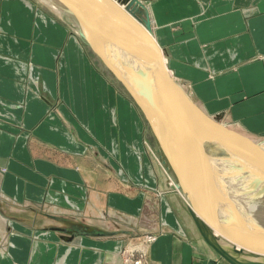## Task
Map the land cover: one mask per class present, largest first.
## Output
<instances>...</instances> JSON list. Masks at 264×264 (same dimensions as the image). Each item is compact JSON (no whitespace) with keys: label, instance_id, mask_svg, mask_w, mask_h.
I'll list each match as a JSON object with an SVG mask.
<instances>
[{"label":"crops","instance_id":"crops-1","mask_svg":"<svg viewBox=\"0 0 264 264\" xmlns=\"http://www.w3.org/2000/svg\"><path fill=\"white\" fill-rule=\"evenodd\" d=\"M138 1L194 100L264 136V0ZM42 7L0 0V264H122L146 233L151 264H228L166 206L171 182L144 207L154 177L136 110Z\"/></svg>","mask_w":264,"mask_h":264},{"label":"rangeland","instance_id":"rangeland-1","mask_svg":"<svg viewBox=\"0 0 264 264\" xmlns=\"http://www.w3.org/2000/svg\"><path fill=\"white\" fill-rule=\"evenodd\" d=\"M83 1H84V3L87 2V0H83ZM109 1H110L109 4L106 2L103 4V11H104V18L103 19L105 22V31H104L103 37L99 38L98 44L103 48V50L105 51L104 53L107 56H108V54L111 55V57H109L110 55L108 56V58L110 59V58H112V52H111L112 50H110V52H109L108 50H106V48L103 47V46H105L104 40L106 39L108 41V43L107 42L106 43H107V45L111 46V48L115 46V42H117V40H118L117 43H118V46L123 51L125 61L127 62V64L129 65L130 68L131 67L133 68V71L139 70V74H140V72H141L140 65L138 64L139 68L135 69V67H137V65H133L134 61L130 62V57L131 56L133 57V54H132L133 48H132L131 42L129 40V35H132V32H135L136 27H134V31L128 29L126 24H125V22H127L125 18H128L129 20L131 19L130 21H132V24L137 25L138 23H136V22L137 21L139 22L138 19H144L145 14H144V12H142L140 14V13H137L136 11H134L135 14H132L131 12L127 11L126 10V3H124L122 0H109ZM67 3L74 4L73 1L67 2ZM124 6H125V8H124ZM42 9L44 10V12H46L50 16H53L55 20L60 21L63 25L66 26L70 35H74L76 37V40L78 39L80 45L84 48L85 52L88 53L89 58L91 60V63L95 65V67L97 68L99 73H101V75L104 77V79H106L107 84L112 86L118 92V94L120 93L126 100H128L133 105L134 109L136 110V112L138 114V119H139V121H138L139 138H138L137 142L139 144H141L144 148V151L140 152L139 158L142 157L144 165H146V163L149 164L150 171L154 177V179H153L154 182L152 181V186L150 187V188H152V190H145V191L142 190L145 193L144 207L154 208L157 210V209H160V207L162 206V204L160 202V198L157 197L155 191H156L159 183L161 184L162 177H163L162 175H164V174L162 173V170L159 167V165L157 164V162L155 160H153V158L151 157L150 150H152L158 156V159L160 160L162 165L164 164L163 167L165 168V170L167 172L166 176L171 178L173 183L176 184L180 188L181 192L183 193V196H185V201L180 196L177 197L178 198V200H177L178 204L176 203V200L175 201L170 200L169 197H166V206L168 208L170 207L172 214L178 218L181 215V214L180 215L178 214L180 211L181 213L186 214V216H185V218H186V217L190 216L189 208L191 207L193 209V205H194L198 208V211L200 213H202L203 215H208L209 218H213L216 221L220 220L219 217L217 216V214H218L217 210L219 209V205L216 202V199L212 195L211 183H210V180L207 178V175L204 173V171L200 167L193 165L192 159L187 154L183 153L181 150H179L175 146L170 147L168 143L166 145V143H165L166 141H165L164 137L161 138V141H158L156 135L152 131L151 126L149 125L146 117L142 113V111H141L140 107L138 106V104L136 103V101H134V99L131 97V95L128 93V91L115 78V76L107 69V67L105 66L102 59L99 57V55H97L95 48L93 47V39L90 40L91 37L89 36V35H96V34H95L94 30L92 29V27L89 25V20L87 19L88 17L83 12V9L79 8L77 6H73L72 8L70 7L67 9H60V10H58L57 8H54V7H42ZM90 9H91L90 11L92 12V8H90ZM138 9H140V8H138ZM144 10H146V8H144ZM125 11H126V13H125ZM145 12L147 13V10ZM147 15H148V13H147ZM123 16H124V18H123ZM135 19H137V20H135ZM129 26L131 27L130 24H129ZM154 47H156L155 49L157 50V53H158V57L156 58V60H157L156 65L158 64L159 66H161V69L163 71H165L164 73H165L166 77L163 76L162 78L168 79V81H170V83H171V85L169 87H165V90H166L165 93L167 94L166 95L167 98H169L171 100L174 98L175 100L178 101V98H180L181 95L183 94L181 98L182 99L187 98L185 105H186L187 109H189L188 111L189 112L191 111L190 113H192V111H193V112H196V114H198L197 119H191L189 116H187L188 120L185 121V120H183L185 117L179 115L178 112L175 110L176 112H174L172 115L174 117L170 118L171 120H172V118H174L175 121L182 123L181 125H183L184 127H186L187 130H189L187 132H184L186 134V136H188L190 138V135H191L190 132L192 130H195L198 132L201 131L205 135L207 134V137L211 138V140L206 145L207 146L206 151L211 156H217V157H214L215 159H217V158L221 159L220 157L225 158L229 155L226 152L227 150L225 148H223L224 144L221 145V143H219V141L216 140L217 136L220 133L228 134V135L233 136L237 139H243V140H245L251 144L264 145V136H257V135H253L251 133H248L242 127H240L239 125L232 122L231 119H229L226 114H218V115L209 114L200 103H198L196 100H194L190 86H188V84L185 81H183V80L179 79L177 76H175L172 73V71L169 69V67L166 63L165 55H164L162 49L159 48L157 43H154ZM115 52H116V50H115ZM112 60H113V58H112ZM132 78L134 80V83L138 85V83H137L138 75H136V73L132 72ZM160 81H162V80H160V77L156 76L155 79L150 80V82H149V84L152 86V88H150L148 86H146V88H142L140 86L139 88H141L146 93H149L148 89L151 90L152 91V94H151L152 98H154L157 101V99H156L157 96H154V90L153 89L158 88L155 86L158 83H161ZM141 82H140V84H141ZM177 87L179 89H177ZM173 89H175L174 90L175 93H173V91H172ZM176 90H178L179 92ZM179 93H180V95H179ZM176 94H177V96L175 97ZM212 128H214V131H216L215 133L214 132L212 133L214 135V138L212 137L211 134L208 133V129L212 130ZM204 131H207V132L205 133ZM218 146H220V148ZM174 155H176V156H174ZM176 160H177V162H176ZM218 161H220V160H217L215 162H218ZM240 162H242V163H240ZM236 163L241 164L239 166H242L243 170L249 169L248 163H244L242 160H240V161L237 160ZM245 168H248V169H245ZM240 169H241V167H239L237 169L234 168L233 173H237V174L240 173V172H238V170H240ZM260 169L262 170L263 167H261ZM227 171H228L227 172L228 177H231L228 169H227ZM262 171H260L258 173V171H254L253 169H250L249 173L247 172L249 175L247 178L248 179H250L252 177L255 178L256 176H259L260 174H262L261 173ZM141 178H139V179L146 183V179L142 180ZM220 178H221V176H220ZM129 182H131V181L129 180ZM131 187H132V191H135V189L138 190L141 188V187L135 185L134 183L131 185ZM183 188H185L187 191H189V194L184 193ZM232 189H233V187H232ZM229 190L230 189H228V191ZM189 205H190V207H189ZM177 209H178V211H177ZM220 222H222V221L220 220ZM246 226H247L246 228L249 230V232L251 234L257 236L258 238H261L262 240H264V234L263 233L256 231L254 228H252L251 226H249L247 224H246ZM156 235H157V233L156 234L155 233H146L140 237L141 239L131 241L130 244L125 245L123 248H121L120 252H121L122 264H142L143 262H146V261H147L146 263L151 264L147 260V249H148L149 245L152 243V241H150V243H148V242L146 243L145 240L149 237H151V238L153 237V240H154L156 238ZM197 236L199 237L200 234ZM141 252L145 253V255H144L145 257L144 256L143 257L145 258L146 261L141 258V255H142ZM244 253H246V252H244ZM247 254H249V253L247 252Z\"/></svg>","mask_w":264,"mask_h":264},{"label":"bare ground","instance_id":"bare-ground-1","mask_svg":"<svg viewBox=\"0 0 264 264\" xmlns=\"http://www.w3.org/2000/svg\"><path fill=\"white\" fill-rule=\"evenodd\" d=\"M40 1L44 4H46L48 7H54V8H57L58 10L73 7L72 5L71 6L68 5L69 3H67V1H65V0H63V1H64V4L66 6H64L63 3L58 2L59 0H40ZM124 8H125V6H124ZM125 13H126V11H125ZM123 18H124V16H123ZM125 19L127 21V22H125V24H126L128 29L134 31V27H136L135 32H132V35H129V40H130L132 48H133V50H132L133 57L132 56L131 57L134 59L133 60L130 57V62L134 61L136 63L137 67H135V69L139 68L138 64L141 67L140 74H139V72H137V70H134L135 72L133 71V73H136V75H138L137 83L140 84V82L142 81L139 86H141L142 88H146V86L152 88V86L149 84L150 80L155 79L156 76L160 77V80H162V81H160L161 83H158L155 86L158 88L157 89L154 88L153 90H154V96H157L156 99H157L158 105L160 106L161 110L164 112L165 116L168 119H170L171 117H174L172 115L174 112L177 111L179 115L185 117L183 120H185V121L188 120L187 116H189L191 119H193L195 117V115L190 113L191 111L190 112L188 111L189 109H187V107L185 105L187 98H185V99L181 98L183 94L180 97L181 99L178 98L179 96L177 97L178 101L175 100L174 98L171 100V99L167 98V96H166L167 94L165 93V91H166L165 87H169L171 85V83H170V81H168V79L162 78L163 76L166 77V75L164 73L165 71H163L161 69V66H159L158 64L156 65V61H157L156 58L158 57V53H157V50L155 49L156 47H154V43H157V42H156L154 36L152 35L153 33L151 31H147V29H145V27H144V23L141 22L140 20H139V22L138 21L136 22V23H138L137 25H134V24H132V21H130L131 19L130 20L128 18H125ZM135 20H137V19H135ZM129 24L131 25V27L129 26ZM150 27H151V25H150ZM117 42H118V40H117ZM117 42H115V46L116 45L118 46ZM98 43H99V41H98ZM109 55L110 54H108V56ZM112 58H113V61L115 62V64L119 63L118 58L114 54H112ZM109 60L111 61V58ZM131 69L133 70L132 67H131ZM177 89H179V88L177 87ZM174 90L175 89L172 90L173 93H175ZM176 91H178V90H176ZM179 95H180V93H179ZM176 96H177V94L175 95V97ZM171 123H173L175 129H177L178 131H180L182 133L185 132L184 130L189 131V130L185 129L186 127L181 125L182 123L175 121L174 118H172ZM192 131L190 132L191 133L190 141L193 144L194 148L197 150V152L199 154H201L202 156H207V157L209 156L210 161L215 162L217 160H220L217 163L223 166L222 167L223 171H227V169L229 170L231 177H228L227 180H222L220 182V188L223 191H227L228 189H230L227 193L229 201L242 214V216L245 218L247 224H249L256 231H259V232L264 234V145L251 144V143H249L243 139H237V138L230 136L228 134L220 133L217 136L216 140L219 141V143H221V145L224 144L223 148H225L227 150L226 152L229 155L225 158L220 157L221 159H219V158L215 159L214 157H217V156H211L206 151L207 150L206 145L208 144V142H210L211 138H208L207 134L205 135L201 131L200 132L195 131V130H192ZM204 132L206 133L207 131H204ZM213 132L214 133L216 132V131H214V128H212V130L208 129V133L211 134L212 137L214 138V135L212 134ZM218 147L220 148V146H218ZM150 151H151V155H152L153 160H155L157 162V164L159 165V167L162 170V173L164 174L162 176L163 177L165 176V178L167 179V180L163 179L162 183L160 184V188H162V191H164L166 189V188H164L165 186L166 187H168V185L170 186V182H171V187H169V188H171V189L173 188V190H171V191L173 193H176L174 195L182 196L183 193L181 192L180 188L176 184L173 183V181L171 180L170 177L166 176L167 172H166L165 168L163 167L164 164L162 165V163L160 162V160L158 159V156L154 153V151H152V150H150ZM174 156H176V155H174ZM239 159L242 160L244 163H248L249 169L245 168L248 170H243L242 166H239L241 164L236 163L237 160L240 161ZM176 162H177V160H176ZM240 163H242V162H240ZM239 167H241V169L238 170V172H240V173H238V174L233 173V169L234 168L237 169ZM261 167H263V169H262L263 171L260 169ZM250 169H253L254 171H258V173L260 171H262L261 172L262 174H260L259 176H256V177L254 176L255 178L252 177L253 179L252 178L248 179L247 177L249 176L248 173H249ZM169 178H170V180H169ZM232 187H233V189H232ZM189 207H190V205H189ZM212 234L216 237V239L220 243V245L224 249H226L231 255L236 257L238 260L248 261V262L253 261V262L264 264V256H251L248 254H239V253L236 254L233 252V249L228 248V243H230L229 241L218 236V234L216 232L212 231ZM150 241H152V243H154L155 239L153 240V237L152 238L149 237L145 240L146 243L147 242L150 243ZM141 253H142L141 258L143 260H145V258H144L145 253L144 252H141ZM216 255L219 258H221L217 253H216ZM247 258H252V260L247 259ZM146 262H143L142 264H148Z\"/></svg>","mask_w":264,"mask_h":264},{"label":"water","instance_id":"water-1","mask_svg":"<svg viewBox=\"0 0 264 264\" xmlns=\"http://www.w3.org/2000/svg\"><path fill=\"white\" fill-rule=\"evenodd\" d=\"M122 1L126 3V10L132 14H135L134 11L140 14L144 12L145 18L138 20L144 23V27L147 31H151V22L149 16L144 10L145 7L138 0ZM105 2L109 4L110 1L87 0V2L84 3L83 0H76V3L78 4L77 7L83 9V12L88 17L89 25L96 34L89 36L91 37L90 40L93 39V47L95 48L97 55H99L107 69L123 85L134 101H136L158 141H161V138L164 137L166 145L168 143L170 147L175 146L183 153L187 154L192 159L193 165L200 167L210 180L212 195L219 205L217 216L222 222H220V220L216 221L213 218H209L208 215H203L198 211V208L193 205V209L189 208V213L200 236L204 242L228 264H262L253 261L244 263L238 260L224 249L212 234V231L216 232L218 236L229 241L233 246V252L236 254H247L244 252H248V255L251 256H264V240L249 232L246 228L247 222L245 218L229 201L227 194L228 190L223 191L220 188V182L222 180H227L228 178V171L224 172L222 165L210 161L209 157L199 154L191 143L190 138L186 136L185 133L175 129L171 120L165 116L164 112L158 105V102L152 98V91L148 89L149 93H146L139 88L140 86L138 85L140 84L137 85L134 83L132 78L133 70L125 61L123 51L120 47L116 45L111 48V46L107 45L108 41L106 39L104 40L105 46L103 47L109 52L112 50V54H114L119 60V63L115 64L112 58V62L109 60L108 56L104 53L105 51L103 48L98 44L99 38L103 37L105 31V22L103 19V4ZM90 8H92L93 13L90 11ZM133 65H136V63L133 62ZM192 114L195 115L193 119L198 118L196 112L192 111ZM184 131L187 132L186 130ZM183 190L184 193L189 194V191L185 188H183ZM86 229L87 228L85 227V230ZM69 234L71 235V232H69Z\"/></svg>","mask_w":264,"mask_h":264}]
</instances>
